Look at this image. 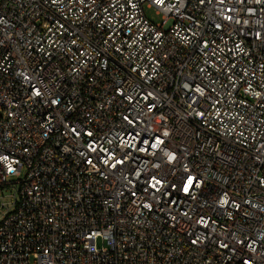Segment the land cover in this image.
Instances as JSON below:
<instances>
[{
    "label": "built area",
    "instance_id": "1",
    "mask_svg": "<svg viewBox=\"0 0 264 264\" xmlns=\"http://www.w3.org/2000/svg\"><path fill=\"white\" fill-rule=\"evenodd\" d=\"M5 193L0 264H264V0H0Z\"/></svg>",
    "mask_w": 264,
    "mask_h": 264
},
{
    "label": "rangeland",
    "instance_id": "2",
    "mask_svg": "<svg viewBox=\"0 0 264 264\" xmlns=\"http://www.w3.org/2000/svg\"><path fill=\"white\" fill-rule=\"evenodd\" d=\"M147 15L155 22L160 21V16L156 14L155 9H147ZM6 195L0 197V202H7L10 200V196L8 193ZM3 214V209L0 208V216Z\"/></svg>",
    "mask_w": 264,
    "mask_h": 264
}]
</instances>
